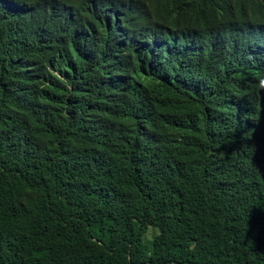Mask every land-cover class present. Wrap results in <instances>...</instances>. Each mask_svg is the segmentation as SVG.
<instances>
[{
    "label": "trees",
    "instance_id": "16d2710c",
    "mask_svg": "<svg viewBox=\"0 0 264 264\" xmlns=\"http://www.w3.org/2000/svg\"><path fill=\"white\" fill-rule=\"evenodd\" d=\"M128 1L0 0V264H264V0Z\"/></svg>",
    "mask_w": 264,
    "mask_h": 264
},
{
    "label": "clouds",
    "instance_id": "9594fccd",
    "mask_svg": "<svg viewBox=\"0 0 264 264\" xmlns=\"http://www.w3.org/2000/svg\"><path fill=\"white\" fill-rule=\"evenodd\" d=\"M114 6V4H118V6H123L126 7V10L131 9L129 1L128 0H109ZM251 29L252 31L257 34L261 39H262V44H261V51L264 52V25H256V24H251Z\"/></svg>",
    "mask_w": 264,
    "mask_h": 264
},
{
    "label": "bare ground",
    "instance_id": "6f19581e",
    "mask_svg": "<svg viewBox=\"0 0 264 264\" xmlns=\"http://www.w3.org/2000/svg\"><path fill=\"white\" fill-rule=\"evenodd\" d=\"M95 4H97L98 5V7L100 8V9H102V4H100V3H96L95 2ZM145 5L144 6H138V5H133L132 7H131V10L134 12V13H139V14H145V12H147L145 9H147L149 6H147V4H146V2L144 3ZM101 6V7H100ZM142 8V9H141ZM140 10H141V12H140ZM14 13V12H13ZM16 14V13H15ZM19 14V13H18ZM79 15V14H78ZM78 39V38H77ZM76 39V40H77ZM78 47V46H77ZM76 51V50H75Z\"/></svg>",
    "mask_w": 264,
    "mask_h": 264
},
{
    "label": "rangeland",
    "instance_id": "374dc122",
    "mask_svg": "<svg viewBox=\"0 0 264 264\" xmlns=\"http://www.w3.org/2000/svg\"><path fill=\"white\" fill-rule=\"evenodd\" d=\"M155 233L157 232L155 231L153 227H151L150 230L144 236V243L147 245H151Z\"/></svg>",
    "mask_w": 264,
    "mask_h": 264
}]
</instances>
